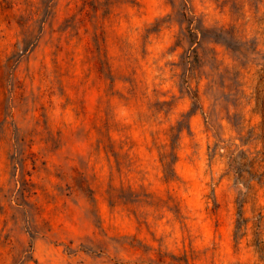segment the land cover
<instances>
[{"label": "rangeland", "instance_id": "374dc122", "mask_svg": "<svg viewBox=\"0 0 264 264\" xmlns=\"http://www.w3.org/2000/svg\"><path fill=\"white\" fill-rule=\"evenodd\" d=\"M0 264H264V0H0Z\"/></svg>", "mask_w": 264, "mask_h": 264}]
</instances>
